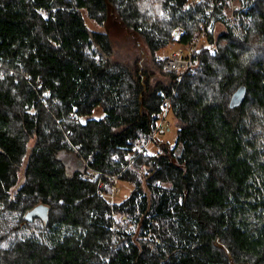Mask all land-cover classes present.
Masks as SVG:
<instances>
[{"label":"trees","instance_id":"1","mask_svg":"<svg viewBox=\"0 0 264 264\" xmlns=\"http://www.w3.org/2000/svg\"><path fill=\"white\" fill-rule=\"evenodd\" d=\"M0 264H264V0H0Z\"/></svg>","mask_w":264,"mask_h":264},{"label":"rangeland","instance_id":"2","mask_svg":"<svg viewBox=\"0 0 264 264\" xmlns=\"http://www.w3.org/2000/svg\"><path fill=\"white\" fill-rule=\"evenodd\" d=\"M84 18L86 20L87 25L92 31L96 32H103L106 33L110 36L113 45L115 48H124L126 49L127 45L132 46V50H135L134 45H136V38L133 39L131 36L127 34V32L112 18V16H109L105 25L100 26L94 23L87 15L86 11H83ZM176 38V34H175ZM200 38V37H199ZM140 38H138L139 40ZM203 39V38H201ZM201 41V40H200ZM194 48L189 47V46H183L179 43H173L169 45L166 49H164L161 53H159L164 60L166 61L165 67L170 69L173 65V59H178L180 60V66L177 71L178 73L182 71H186L189 66V58L195 51ZM145 50L146 57H149L150 54L147 51V48L142 45V47H139V50ZM169 61V62H168ZM104 116V113L101 109H97L95 113L93 114V118L99 119ZM165 119L160 121V125L162 126V129L159 134L155 136V139L157 140L156 143H149L147 145V149L149 153H153L158 151V145H160L162 142L168 143L170 147H173L176 142V133H177V127L175 124V119L172 116V113L169 110H166L164 114ZM145 151H143L144 153ZM127 189H124V185L120 184V187L117 188L116 194H120L121 197L123 198V195L127 192ZM121 197L119 199H121Z\"/></svg>","mask_w":264,"mask_h":264},{"label":"water","instance_id":"3","mask_svg":"<svg viewBox=\"0 0 264 264\" xmlns=\"http://www.w3.org/2000/svg\"><path fill=\"white\" fill-rule=\"evenodd\" d=\"M246 95V87L241 86L232 96L231 101H230V106L231 107H236L238 106L244 99Z\"/></svg>","mask_w":264,"mask_h":264},{"label":"built area","instance_id":"4","mask_svg":"<svg viewBox=\"0 0 264 264\" xmlns=\"http://www.w3.org/2000/svg\"><path fill=\"white\" fill-rule=\"evenodd\" d=\"M173 61V66L170 68V69H168V68H166V70L167 71H170V72H177V71H175L176 69H178V67L180 66V60H178V59H173L172 60ZM169 62V61H168Z\"/></svg>","mask_w":264,"mask_h":264}]
</instances>
